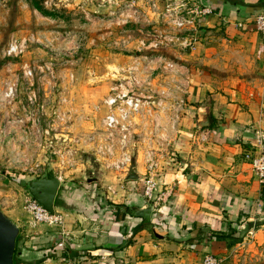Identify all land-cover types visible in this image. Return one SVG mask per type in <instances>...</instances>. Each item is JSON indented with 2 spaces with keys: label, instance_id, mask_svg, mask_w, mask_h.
Segmentation results:
<instances>
[{
  "label": "rangeland",
  "instance_id": "rangeland-1",
  "mask_svg": "<svg viewBox=\"0 0 264 264\" xmlns=\"http://www.w3.org/2000/svg\"><path fill=\"white\" fill-rule=\"evenodd\" d=\"M152 1L0 0V207L19 227L15 244L31 234L41 250L54 247L59 238L58 227L34 224L24 208L30 197L26 182L47 169L61 182L54 209L70 215L80 240L85 234L80 230L91 227L90 214L94 233L113 209L126 204L124 190L132 186L127 176L133 169L141 176L133 184L144 187L159 174L154 160H175L173 141L182 132L188 101L176 112L171 107L173 71L166 66L186 62L191 51L165 40L150 47L155 39L163 40L155 36L164 30ZM131 66H139L137 76L158 81L161 105L155 111L145 106L139 119V112L133 114L129 131L117 127L110 132L103 124L105 99L117 84L127 87L124 76L132 75ZM131 85L138 92V82ZM146 87L143 83L140 90ZM46 236L52 240L43 241Z\"/></svg>",
  "mask_w": 264,
  "mask_h": 264
},
{
  "label": "crops",
  "instance_id": "crops-1",
  "mask_svg": "<svg viewBox=\"0 0 264 264\" xmlns=\"http://www.w3.org/2000/svg\"><path fill=\"white\" fill-rule=\"evenodd\" d=\"M203 2L214 8L203 21L206 40L180 63L184 77L171 80L188 105L173 141L175 160L153 162L157 198L146 199L144 187L133 184L141 178L133 169L132 186L124 190L128 201L112 210L101 234L93 233L92 213L78 240L70 215L58 213L61 222L47 226L64 232L67 255L56 244L39 250L38 237L26 234L31 240L15 244L14 264H200L206 254L224 264H264V183L244 157L253 149L254 129H264V35L253 23L264 0ZM60 191L61 182L58 198ZM148 202L150 221L129 212Z\"/></svg>",
  "mask_w": 264,
  "mask_h": 264
},
{
  "label": "built area",
  "instance_id": "built-area-1",
  "mask_svg": "<svg viewBox=\"0 0 264 264\" xmlns=\"http://www.w3.org/2000/svg\"><path fill=\"white\" fill-rule=\"evenodd\" d=\"M195 1L197 3H191V0H163L162 7H160V5H158L155 1L151 2L150 8L156 14L157 23L163 26L164 30H160L155 36V38L163 37V40L156 41L155 39L150 43V47H157L165 40L166 45H169V43H171L174 47L175 45H178V47L175 48L180 50L193 52L197 48L198 44L200 43V35L207 29L205 26L200 25L203 23L205 18L213 14L214 10L211 6L206 5L204 2L203 4H200L201 0ZM189 4H193L194 7L190 6ZM136 10L137 9L134 11ZM253 23L255 29L264 35V8L255 15ZM238 25L242 26V23H239ZM160 59L161 58L158 56V58L155 57L154 59L149 60L150 62H156ZM166 67L173 71L171 80L176 75L181 74V66L179 64L167 63ZM144 70L148 71L147 67H145ZM127 71H130V74H132L130 76H124L128 79V82L126 83L127 87H125L123 83L117 84L115 87H112L111 90L113 92L105 99L107 115L103 120V124L106 129L110 130V132L115 130L117 127H120V130L129 131V125L131 124V122H129V118H131L133 114L139 112L137 114L139 119L141 109L145 108V106L149 108V111L150 109L155 111V109L159 110L161 105L159 91L155 86V83L157 82L158 84V81L155 79H150L147 76H137L136 74L140 72L139 66H131L127 69ZM135 82H138L139 84V89L137 88L138 92H135V88L131 85ZM143 83H146V89L148 92L146 89L140 90ZM151 84H154V87H150L152 86ZM175 89L176 86L174 85L172 96L173 103L171 104V107L176 112L181 104L184 103V99L181 97H178V99L176 97L177 94L175 93ZM156 92L158 93L156 94ZM155 103L159 106H157ZM259 127L260 126H258L257 129H254L255 138L252 144L253 149L246 151L244 157L248 160L258 183L263 184L264 129ZM126 161L130 160H121L120 162L124 164ZM154 192L155 184L152 178H148V180L145 181L143 195L146 199L153 200L154 198H157V195L154 194ZM24 208L28 212L30 219L34 224L55 225L61 222V216L56 213L55 210L54 214H49L32 197L28 198ZM55 244L58 248H60L63 255H67L68 247L66 236L63 231L60 232V236L56 240ZM221 262L222 258H220L218 255L206 254L202 257L200 264H221Z\"/></svg>",
  "mask_w": 264,
  "mask_h": 264
},
{
  "label": "water",
  "instance_id": "water-1",
  "mask_svg": "<svg viewBox=\"0 0 264 264\" xmlns=\"http://www.w3.org/2000/svg\"><path fill=\"white\" fill-rule=\"evenodd\" d=\"M210 121L211 119L202 120L200 126L209 125ZM59 185V177L51 168L47 169L41 176L26 182L29 196L49 214H54L55 197ZM152 209V202H148L143 207H130L129 212L145 221H150ZM18 233L17 224L0 207V264H14L13 253Z\"/></svg>",
  "mask_w": 264,
  "mask_h": 264
},
{
  "label": "trees",
  "instance_id": "trees-1",
  "mask_svg": "<svg viewBox=\"0 0 264 264\" xmlns=\"http://www.w3.org/2000/svg\"><path fill=\"white\" fill-rule=\"evenodd\" d=\"M37 7L42 11L41 7H39L38 5H37ZM212 9L214 10V8H212ZM14 252H15V248H14ZM13 260H14V253H13Z\"/></svg>",
  "mask_w": 264,
  "mask_h": 264
},
{
  "label": "flooded vegetation",
  "instance_id": "flooded-vegetation-1",
  "mask_svg": "<svg viewBox=\"0 0 264 264\" xmlns=\"http://www.w3.org/2000/svg\"><path fill=\"white\" fill-rule=\"evenodd\" d=\"M133 175V174H132Z\"/></svg>",
  "mask_w": 264,
  "mask_h": 264
}]
</instances>
